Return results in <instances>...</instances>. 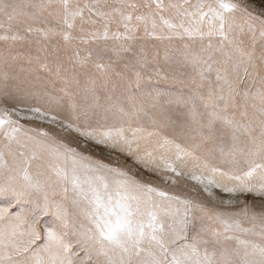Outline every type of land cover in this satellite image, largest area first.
<instances>
[{
	"label": "snow or ice",
	"instance_id": "snow-or-ice-1",
	"mask_svg": "<svg viewBox=\"0 0 264 264\" xmlns=\"http://www.w3.org/2000/svg\"><path fill=\"white\" fill-rule=\"evenodd\" d=\"M0 264H264V0H0Z\"/></svg>",
	"mask_w": 264,
	"mask_h": 264
}]
</instances>
